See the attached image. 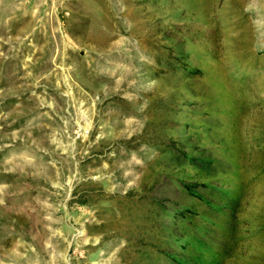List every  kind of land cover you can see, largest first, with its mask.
<instances>
[{"label": "rangeland", "instance_id": "rangeland-1", "mask_svg": "<svg viewBox=\"0 0 264 264\" xmlns=\"http://www.w3.org/2000/svg\"><path fill=\"white\" fill-rule=\"evenodd\" d=\"M0 264H264V0H0Z\"/></svg>", "mask_w": 264, "mask_h": 264}]
</instances>
